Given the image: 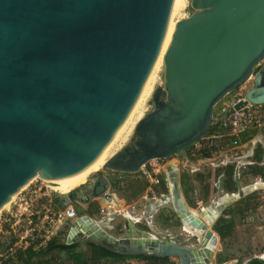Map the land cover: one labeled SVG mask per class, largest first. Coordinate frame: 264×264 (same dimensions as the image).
I'll return each mask as SVG.
<instances>
[{
    "label": "water",
    "instance_id": "1",
    "mask_svg": "<svg viewBox=\"0 0 264 264\" xmlns=\"http://www.w3.org/2000/svg\"><path fill=\"white\" fill-rule=\"evenodd\" d=\"M174 0H0V210L36 173L56 182L92 165L126 121L156 62ZM192 14L171 28L162 58L163 92L136 124L134 140L105 169L135 174L151 160L191 149L210 132L215 106L252 78L243 99L264 105V0H189ZM180 223L208 243L180 245L123 218L115 238L89 216L77 217L65 245L123 257L210 264L216 219L195 217L184 202L177 165L164 168ZM230 203L243 196L241 184ZM171 185V187H169ZM100 176L61 198L65 206L106 202ZM229 203V204H230ZM103 205V204H102ZM169 205V204H168ZM226 205L216 207L218 216ZM243 264H264L252 258Z\"/></svg>",
    "mask_w": 264,
    "mask_h": 264
},
{
    "label": "rangeland",
    "instance_id": "2",
    "mask_svg": "<svg viewBox=\"0 0 264 264\" xmlns=\"http://www.w3.org/2000/svg\"><path fill=\"white\" fill-rule=\"evenodd\" d=\"M186 3L187 4H185V6L179 10L177 14L178 17L176 15V19L179 21L189 17L193 12L190 8L189 0H186ZM263 64L264 60L259 66L255 68L254 73L257 72ZM162 73L163 69L160 71V74L157 75V78H155L156 80H153L154 83L152 82L153 86L151 85L152 88L150 91H152V89L153 91L149 92L148 96L145 97L146 99H144L143 104H145L142 108L143 117L152 110V96L154 95V92L159 89L160 92L162 91L161 96H164ZM251 86L252 78L237 88L235 91L227 94L214 108L212 125L217 123L216 121L220 117L221 113L224 115L226 112V109L224 113L223 110L221 112V109L226 105H229L233 100L238 98L243 99L245 93L251 88ZM136 124L129 130L130 134L128 133L126 141L122 144H118V147L120 148L116 147L117 149L115 148L112 153H110L111 155L109 158L116 153H119L123 148L130 147L132 145ZM200 146L201 145L199 144L193 146L192 148L197 149ZM189 155L190 154L188 150L177 156L166 159L164 163V168L170 164H176L177 162L180 164V166L178 164L180 187L184 202L189 208L195 209L196 211H201L206 207L211 206L215 201L220 200V202H228L233 196L236 195L237 190L234 193H228L226 190L222 189L223 185H221V183L218 185V183L215 182L216 169L211 168L213 166H210L209 164L207 165L205 163L202 165V167L205 168L204 172L198 175L194 174V172H192V170L188 167H185V165L183 166V162H185L187 159L190 160ZM254 166L256 165L245 166L241 170V186L247 187V185L251 184L254 180H256V178H258L253 175L251 168H249ZM100 176H104L108 179L110 192H113L114 198H116V207L122 208L123 210L132 213L133 217L139 219V222L135 225L136 229L145 231L147 233L151 232L157 237L159 234H161L163 237L170 235L171 239L180 245L197 246L198 238L196 236H189L187 234L185 235L181 231V223L176 214L173 212L172 207L166 205L159 207L157 210L155 209L153 212L151 211L155 199H159L160 195H168V183L166 182L165 174H163L162 179L167 190H164L161 184L150 185L145 179L137 180L134 178V176L129 174L115 173L106 170L105 168H103L100 172L90 175L87 179V182ZM259 178L262 182H264V176ZM181 179L183 180L182 183ZM87 182L84 185H86ZM262 182H258L256 185H264ZM216 184L218 185L217 187L214 186ZM31 188L32 186H30V189H27L26 192H29ZM149 188H151L153 191V195L147 194ZM254 190L255 189L251 190L250 192ZM48 191L49 198L51 200H59L62 196L51 190ZM146 195H148L149 202H146L144 199V196ZM38 201L43 200H41V198H36V203ZM98 201L93 202L88 206L74 202L70 203L66 207H71L75 211L77 217L89 216L95 222H102L105 227V232L115 238L125 235L122 213L120 212L119 214H114L111 220H107L105 217L99 214L98 207L101 203ZM57 206L62 209L60 211H63L64 208L59 201H57ZM8 208L9 207L3 211H0L2 212L3 216L6 215L5 212ZM52 211L55 210L52 209ZM72 222L73 220L65 221L63 225L59 227L58 233L54 239L65 244V240ZM147 222L152 223V225L148 226ZM210 229L218 236V246L216 251L213 253V257L211 259L212 264H243L255 256L264 254V191H260L259 193L248 192L244 194L240 200L228 204L222 211L221 215H219L216 221L210 226ZM219 229H221V231L226 234L225 237L219 235ZM3 238L4 241L7 242V240L11 239V236ZM3 248L4 246H2L1 250H3ZM79 250L86 252L88 251L82 246H80ZM52 261H54L53 264H71V262L63 255H60ZM220 261L225 262L220 263ZM131 262H134V264H155L154 261L147 259H128L122 264H129ZM33 263H36V259L33 261ZM171 263L178 264V260L173 258ZM18 264L23 263L19 262Z\"/></svg>",
    "mask_w": 264,
    "mask_h": 264
},
{
    "label": "built area",
    "instance_id": "3",
    "mask_svg": "<svg viewBox=\"0 0 264 264\" xmlns=\"http://www.w3.org/2000/svg\"><path fill=\"white\" fill-rule=\"evenodd\" d=\"M239 100H241V98L234 100L232 105ZM224 112L225 109H223V113ZM219 124L224 133L222 135H215L209 140H222L223 142L224 138H226L229 140L233 149H239L240 144L238 138L242 133L251 129L258 130L264 127V105L247 104L241 109L233 111L226 119L219 121ZM204 139L202 142H207ZM196 145H199V143ZM212 147L213 143H207L205 146L201 145L198 150L205 151ZM243 160L244 159L241 155H237L233 159H225L221 164L224 166L234 164L233 177L237 176L240 182L242 179L241 170L245 166H251L254 164V162H244ZM165 161L166 160L164 159L151 160L139 168L135 174H131V176H134L137 180L145 179L150 185H158L164 174ZM210 166L215 168L212 163H210ZM190 169L192 172L198 170L195 167H190ZM258 182H262L259 177L247 186H255ZM216 183H219V181H216ZM30 186H32L31 190L26 192L27 189H30ZM214 186L217 187L218 185L216 184ZM48 190L50 189L44 184V182L37 178L16 195L8 206L9 208L5 212V216L0 212V264L22 263L20 257L23 256L27 248L32 247V249L36 251L39 248L44 247L48 241L56 237L59 227L62 226L65 221L75 220L77 218L75 211L71 207H66L60 212L52 211V208L48 205H43L41 208H37L36 198L47 200L49 198ZM260 191H264V188L258 187L249 193H259ZM152 193L153 191L149 188L147 194L153 195ZM102 197L106 200L105 203H108L114 199V193L110 192V189H108ZM167 197L168 195L165 194L160 195L159 199H155L153 206L156 210L159 207L168 205ZM144 199L146 202H149L148 195L144 196ZM109 210L110 209L107 206H100L99 214L107 219ZM147 225L151 226L152 223H147ZM8 236H11V239L7 240V242L4 241L3 237ZM2 246H4L3 250H1ZM129 264H134V262Z\"/></svg>",
    "mask_w": 264,
    "mask_h": 264
},
{
    "label": "bare ground",
    "instance_id": "4",
    "mask_svg": "<svg viewBox=\"0 0 264 264\" xmlns=\"http://www.w3.org/2000/svg\"><path fill=\"white\" fill-rule=\"evenodd\" d=\"M185 4H187L186 0H174L173 7H172V12H171V16H170V21H169V24H168V28H167V31H166L165 38H164V42L162 44V47L160 49V52H159L158 57L156 59V62H155L154 66H153V68H152V70L150 72V75L148 76V78L146 80L144 88H143V90H142L137 102L135 103L132 111L128 115V117H127L126 121L124 122V124L116 132V134L114 135V137L112 138V140L110 141L108 146L104 149L102 154L99 156V158L92 165H90L88 168H86L84 171H82L81 173H79V174H77V175H75L73 177H70V178H67V179H64V180H60V181H56V182L43 180L44 184L51 191L56 192L59 195H67L68 193H70L71 191L77 189L81 185H84L87 182V179L89 178L90 175L102 171V169L105 168V165H106L108 159H110L109 158V156L111 155L110 153H112V151L116 147H118V144H122V143H124L126 141V138H127L128 133H129V130L132 127H134L135 124L139 120H141V118H143L142 108L144 107L143 105L145 104V103L143 104L144 99H146L145 97L148 96L149 92L153 91V89H152V91H150V89L152 88L151 87L152 82H153V80L155 78H157V75L160 74V71L163 69L162 58H163V55H164V52H165V49H166V46H167V42H168V39H169L171 28L174 25H176L177 22H179V20L176 19V15L178 14L179 10L182 9L185 6ZM177 17H178V15H177ZM118 148H120V147H118ZM174 165L175 164H170L169 166L172 167ZM41 177H42V175L40 173H36V175L33 177V179L29 183L34 181L36 178H41ZM169 187H171V185H169ZM258 187L264 188V185L258 184V186L257 185H255V186H247V187H243L242 186L241 187V191H242V193L244 195V194L250 192L253 189H257ZM24 188H22V190ZM235 196H233V197H235ZM15 197L16 196L12 197L3 206V208L0 211H3L4 209H6L10 205V203L13 201V199ZM167 199H168L167 202H168L169 206H170V204L172 205V200H171L170 196H168ZM232 199L233 198H231V200ZM231 200H229L228 202L227 201L220 202V200L215 201V202L212 203L211 206L206 207L205 209H203L201 211H196L195 209H191L189 207H187V208L191 212V214H193L195 217H197L199 219H202V221H204L205 219H208V218H204L206 216H209V217L212 216L215 219H217L218 218V212H216V207L220 206V205L229 204L231 202ZM103 205L107 206L110 209V213L108 215L107 220H111V218L113 217L114 214H119L121 212L122 215H123V218H125L128 222H131V223H134V224L139 222V219L136 218V217H133L132 213L127 212V211L123 210L122 208H117L116 207V198H114L111 202H108V203L103 202ZM154 210H155V207L153 206L151 211L153 212ZM201 212H203L204 217H202V215L200 214ZM146 221H149V220H146ZM96 223L99 224V225L101 224V227L104 226V224L102 222H100V223L96 222ZM147 223H149V222H147ZM209 227L210 226H208L207 229H209ZM181 231L185 235L187 234L189 236H196L198 238V242L199 243H204V246H206L207 243H208L207 242L208 239L206 241V238H205V234H206L205 231L194 229L193 227H189L188 225L183 224V223H181ZM212 233H214V232H212ZM149 234H151L154 237H157L151 232H149ZM214 235L216 236V238H218V236L215 233H214ZM217 246H218V239H217V241L215 243V248L213 250V253L216 251ZM213 253H212V255H213ZM253 258L256 259L257 261L259 260V261L264 262V254L255 256ZM210 264H212V263L210 262Z\"/></svg>",
    "mask_w": 264,
    "mask_h": 264
},
{
    "label": "crops",
    "instance_id": "5",
    "mask_svg": "<svg viewBox=\"0 0 264 264\" xmlns=\"http://www.w3.org/2000/svg\"><path fill=\"white\" fill-rule=\"evenodd\" d=\"M234 102V100L229 104L226 105L224 108L221 109V112L223 109H226V111H228V109L232 106V103ZM223 117V114L221 113L220 117L217 119V123L215 125H212V127L210 128V130H212L213 132H211L210 134H208L204 140H206L207 142H200L199 144L201 145H206L207 143H213V147L211 149H207V150H198L195 148L189 149V158L190 160H186L185 162L182 163V165L185 167H188L190 169V167H195L198 170L196 172H194V174H202L205 170V168L202 167V165L209 164L212 163L214 164V169H218V168H222L225 167L223 164H221V162H224L225 159H233L235 156H240L244 159L243 161H248V162H253V153L255 151L256 148L259 149L258 151V161H259V165H264V127L262 129H251L248 130L245 133H242L239 136V144H240V148L239 149H233L232 145L230 144L229 140L224 138V141L222 142V140H215V141H210L209 139L214 137L215 135H222L224 133L221 125L219 124L220 119ZM237 151V152H236ZM252 155V156H251ZM246 157V158H245ZM178 162L175 164L178 166ZM187 165V166H186ZM180 166V164H179ZM255 177H259V176H255ZM219 178V180H218ZM221 176L216 177V181H219L218 185L221 183ZM215 181V182H216ZM62 198L55 199V200H51L50 198L47 200H43V201H38L36 203V207L37 208H41V206L43 205H48L49 207H51L52 209H54L55 211H60L62 210L59 206H57V201L60 202V204H62V207L65 209V205L63 203ZM102 198L99 199L98 202H100L101 204H103V201H101ZM98 207V209H99ZM242 209V208H241ZM33 251H35L34 249H32ZM36 252V251H35ZM36 259V258H35ZM35 259H33L32 261H34ZM171 261H173V258H169L167 260L166 263L168 264H172ZM21 262L23 264H27L26 262V256L23 254V256L21 257ZM54 261H50L48 264H53ZM56 263V262H55ZM155 264H160L156 261H154ZM164 263V264H166ZM33 264H46L44 262H38V263H33Z\"/></svg>",
    "mask_w": 264,
    "mask_h": 264
},
{
    "label": "trees",
    "instance_id": "6",
    "mask_svg": "<svg viewBox=\"0 0 264 264\" xmlns=\"http://www.w3.org/2000/svg\"><path fill=\"white\" fill-rule=\"evenodd\" d=\"M213 132L210 130L209 134ZM258 151L259 149L256 148L253 153V165H256L251 168V172L254 176L263 177L264 176V165H259L258 159ZM261 152V151H259ZM251 165V166H253ZM234 172V164H228L225 167L216 169L215 177L221 176V185L222 189L226 190L228 193H234L237 190L236 182L233 177ZM183 180L181 179V183ZM162 188L164 190H167L165 187V183L163 179L160 182ZM62 201V200H60ZM62 205V204H61ZM219 235L222 237H225L226 234H224L221 229L218 230ZM55 238V237H54ZM52 238L48 243L45 245V247H41L38 250L33 251L32 247H29L24 252V255L26 256V262L27 264H33V259L36 258V263L38 262H44L48 264L51 260H55V258L59 257L60 255H63L66 257L71 264H122L124 261L128 259H147L156 261L160 264H164L167 262L168 259H157V258H146V257H123L116 254H110L107 253L105 250L89 245H70L66 246L64 243L57 241L56 239ZM80 246L87 249L88 251L79 250ZM21 260V257H20ZM225 262V261H220Z\"/></svg>",
    "mask_w": 264,
    "mask_h": 264
}]
</instances>
